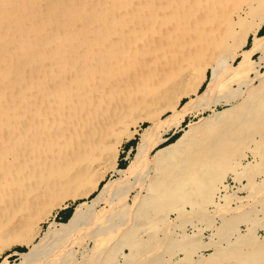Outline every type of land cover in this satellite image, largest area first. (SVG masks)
<instances>
[{
  "label": "bare ground",
  "instance_id": "bare-ground-1",
  "mask_svg": "<svg viewBox=\"0 0 264 264\" xmlns=\"http://www.w3.org/2000/svg\"><path fill=\"white\" fill-rule=\"evenodd\" d=\"M263 25L264 0H0V251L25 247L15 264H264ZM186 205L203 210L189 234Z\"/></svg>",
  "mask_w": 264,
  "mask_h": 264
},
{
  "label": "rangeland",
  "instance_id": "rangeland-1",
  "mask_svg": "<svg viewBox=\"0 0 264 264\" xmlns=\"http://www.w3.org/2000/svg\"><path fill=\"white\" fill-rule=\"evenodd\" d=\"M248 46V45H247ZM258 57H259V54H255V55H252L251 56V59L252 60H254V61H257L258 60ZM237 61V59H235L231 64L233 65V64H235V62ZM256 70H258L257 72L258 73H262V74H264V68L263 67H256ZM250 75H252V73H250ZM231 88H236V84L235 83H232L231 84ZM183 101H185V99L183 100ZM182 101V102H183ZM216 108L219 110V109H222L223 108V106L222 105H218V106H216ZM206 115V113H202L200 116H205ZM190 120H194V118H191V117H188V118H186L185 120H184V122H182L181 123V126L182 127H184L185 126V124L188 122V121H190ZM146 124H144V126H145ZM178 134H179V132H177L176 134L174 133V134H171V132H169L168 134H166V135H164V138H167V140L168 141H164L163 143H161L160 145H163V144H165V143H167V142H170V141H172L173 140V137H175L176 135L178 136ZM137 138H138V136H135V138L133 139V140H131L130 142H128V143H126V144H124L123 146H122V151H121V154H120V160H119V165H122L123 166V168L127 165V163L129 162V160H130V158L132 157V155H133V151H134V147H135V145H136V141H137ZM255 140V139H254ZM252 145V146H251ZM233 146H235V145H229V147H228V149H232L233 148ZM245 146H248V147H251L252 149H255V143L254 142H251V141H249L247 144H245ZM236 149H237V151H241L240 153H242L241 154V162L242 163H246V162H248V161H251L253 158H252V155H251V153H249V152H246V151H244L245 150V148L243 149V145H240V143H238V144H236V147H235ZM128 149H130V152H129V154L127 155L126 154V152L128 151ZM235 149V150H236ZM242 158H244V159H242ZM260 162L262 163V164H264V159H262V160H260ZM258 176V177H257ZM260 176L261 175H256L255 176V179L256 180H260ZM106 177L107 178H116V175L115 174H112V173H107V175H106ZM228 178H230L231 179V176H229L228 174L225 176V178H224V182L228 179ZM138 183V184H137ZM133 186H134V191H136V192H142V190H143V186H142V184L139 182V180H137L136 182H134V184H133ZM128 194V196H130L131 194H130V192H127ZM241 194V193H240ZM218 195V194H217ZM240 196H243V194H241ZM79 204V201H76V202H71V201H69V202H67L66 203V208L64 209V210H62V211H57V212H55V219H56V221H65L70 215H69V211L70 212H72V210H73V208L76 206V205H78ZM189 209V207L186 205L185 207H184V211L185 212H183L184 214H182V215H184L185 216V219H183L182 220V218L181 217H179V219H177L175 216H176V212H168L167 213V217H168V220L170 221V222H172L171 220H173V222H174V220H175V222L176 223H178L179 221H180V219L183 221V222H181L182 223V229L185 231V233H187V234H189L190 233V231H191V226H190V224L193 222V223H195V224H197L198 225V222L195 220V219H192L191 220V222H189L188 221V217H189V219L191 218L190 216H189V213H191L190 215H192V213L193 214H195V212L198 214V213H202V209L200 210V209H196V210H192V211H189L188 210ZM198 211H200V212H198ZM187 212H188V214H187ZM71 214V213H70ZM169 215V216H168ZM177 219V220H176ZM212 222H213V225L215 226V225H219V220L218 219H212L211 220ZM255 221V220H254ZM174 222V223H175ZM218 223V224H217ZM205 224L204 222H199V227L201 228L203 225ZM46 227V224H43V228H45ZM205 227V226H204ZM245 226L243 225V224H239L238 225V230L240 231V232H243L244 230H245ZM254 232H255V234L256 235H258V236H264V228H262V227H260V228H254ZM207 236H209V231L207 230V229H205V228H203L202 229V232H201V239H203V240H205L206 238H207ZM85 241H87L88 240V238L87 237H85V239H84ZM88 246L90 245V243H89V241H88V244H87ZM20 248H24L25 250H26V248L25 247H23V246H11L10 248H7V249H3V250H1L0 251V264H4L3 263V261L5 260L7 263H9V264H15V263H17L18 262V260H19V257H18V255H17V252H18V249H20ZM124 251V250H123ZM209 253V251H204V255H207Z\"/></svg>",
  "mask_w": 264,
  "mask_h": 264
},
{
  "label": "built area",
  "instance_id": "built-area-1",
  "mask_svg": "<svg viewBox=\"0 0 264 264\" xmlns=\"http://www.w3.org/2000/svg\"><path fill=\"white\" fill-rule=\"evenodd\" d=\"M225 184H226V186H228V187H230V188L235 187L234 184H233L232 179H230V178H228V179L225 181Z\"/></svg>",
  "mask_w": 264,
  "mask_h": 264
},
{
  "label": "trees",
  "instance_id": "trees-1",
  "mask_svg": "<svg viewBox=\"0 0 264 264\" xmlns=\"http://www.w3.org/2000/svg\"><path fill=\"white\" fill-rule=\"evenodd\" d=\"M249 42H250V39H248V42H247V43L249 44ZM248 44H247V45H248ZM176 137H177V135H176L175 137H173V140H174ZM119 167H120V168H123L122 165H119ZM70 213H71V212L69 211V215H70ZM24 251H25L24 248H20V249H18V252H24Z\"/></svg>",
  "mask_w": 264,
  "mask_h": 264
},
{
  "label": "crops",
  "instance_id": "crops-1",
  "mask_svg": "<svg viewBox=\"0 0 264 264\" xmlns=\"http://www.w3.org/2000/svg\"><path fill=\"white\" fill-rule=\"evenodd\" d=\"M257 35L260 37H264V25L259 29Z\"/></svg>",
  "mask_w": 264,
  "mask_h": 264
}]
</instances>
